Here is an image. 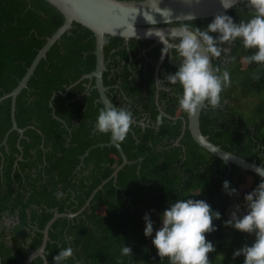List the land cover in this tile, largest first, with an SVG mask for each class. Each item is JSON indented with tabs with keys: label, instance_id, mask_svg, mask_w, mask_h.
Listing matches in <instances>:
<instances>
[{
	"label": "trees",
	"instance_id": "1",
	"mask_svg": "<svg viewBox=\"0 0 264 264\" xmlns=\"http://www.w3.org/2000/svg\"><path fill=\"white\" fill-rule=\"evenodd\" d=\"M246 9L238 0L222 13L234 19ZM62 20L45 0H0V96L17 84ZM212 20L170 24L205 29ZM152 44L148 39L103 36L106 96L114 106L130 110L134 119L125 140L116 141L127 163L95 191L82 211L51 223L43 250L46 264H54L53 257L68 247L73 256L63 264H169L160 260L152 237L144 236L143 217L149 214L156 229L164 210L178 199L204 200L221 214L213 222L217 230L206 234L215 247L210 264H243L244 257L233 259V253L255 240L254 234L224 226L232 196L223 182L237 189L248 175L250 193L261 177L199 147L186 125L182 132L183 120L187 122V113L178 105L182 89L165 81L178 70L180 58L174 48L164 56L157 71L162 82L155 92L154 68L162 46ZM223 47L230 52L211 63L230 72L231 85L222 91L219 107L200 110V131L224 150L264 166V65L241 62L254 49L242 55L232 45ZM93 48L91 31L75 22L49 47L15 97V123L23 128L19 139L16 131H8L9 98L0 101V264H22L40 244V230L52 213L78 210L121 161L115 147L105 144L109 133L95 130L103 105L93 79L80 78L94 67ZM155 94L162 112L175 118L157 109ZM57 192L62 198L57 199ZM240 205L242 216L247 213L244 198ZM124 245L132 256L121 255ZM30 264L42 261L35 257Z\"/></svg>",
	"mask_w": 264,
	"mask_h": 264
},
{
	"label": "clouds",
	"instance_id": "2",
	"mask_svg": "<svg viewBox=\"0 0 264 264\" xmlns=\"http://www.w3.org/2000/svg\"><path fill=\"white\" fill-rule=\"evenodd\" d=\"M236 2L237 0H233L232 4L224 5L221 0L225 9L233 7ZM243 3L253 12L246 22L235 23L231 16L219 13L205 29L184 24L174 30L172 36L178 39V43L168 44L161 40L165 45L161 59L172 48L180 58L178 70L174 74H168L165 81L169 85L178 84L181 87L182 94L178 97L181 111L192 115L205 105L217 108L221 104L222 91L231 85L230 72L213 67L211 61L213 58H220L222 53L230 52L231 48L223 45L231 46L239 40L245 49L255 50L252 55L243 57V63L264 65V0H243ZM164 12L171 17L169 9H160L158 13L165 18ZM145 19L151 23L146 17ZM210 33L219 35L214 38ZM254 79L259 77L254 76ZM131 126V111L116 106L101 108L94 125L98 133H110L118 142L125 140ZM253 170L261 177V182L244 197L247 213L241 216V205H234L224 226L255 235L251 246L244 245L234 251L233 259L243 256V264H264V166L253 165ZM223 189L229 196L237 194V190L230 188L227 180L223 182ZM62 196L63 193H56L57 199ZM220 218L221 214L213 211L211 205L204 200L187 198L171 203L162 213L161 227L155 231L152 239L160 260L167 259L169 264H210L209 253L214 252L215 247L207 240L206 234L217 230L213 222ZM143 220L144 236L152 237L154 222L147 213ZM121 255L132 256V249L124 245ZM72 256L71 247L61 249L53 257L54 264H63Z\"/></svg>",
	"mask_w": 264,
	"mask_h": 264
},
{
	"label": "water",
	"instance_id": "3",
	"mask_svg": "<svg viewBox=\"0 0 264 264\" xmlns=\"http://www.w3.org/2000/svg\"><path fill=\"white\" fill-rule=\"evenodd\" d=\"M54 8H56L62 15V23L56 28V30L48 37L45 38L42 46L36 51L34 57L26 67L25 72L18 80L17 84L7 93L0 96V101L9 98V117H10V130H14L18 134V139L22 136L23 128H18L14 119V102L16 95L26 86V82L30 75L33 73L34 68L40 59L44 58L46 51L49 47L59 39L60 35L71 27V23L75 22L89 31H91L94 37V67L93 69L84 74L80 78L93 79V87L98 93V99L102 103L103 108L113 107L114 105L107 98L105 93V86L102 83V72L105 70L103 59V36H117L124 40L129 38L135 39H148L155 43H160L162 49L165 45L161 42L166 41L170 43L167 38L173 37L174 30L180 28V25H171V22L190 20L191 17L197 18H213L223 11L227 10L223 7L233 3V0H45ZM238 1V0H237ZM171 10V17L164 12L165 18L158 13L160 9ZM145 15V16H144ZM153 16V17H152ZM145 17L151 22L149 23ZM154 18V20H153ZM156 21V22H155ZM162 49L159 62L162 60ZM159 62L155 65L154 71V83L155 91L158 90L157 86V70ZM70 86V85H69ZM68 87L65 88V91ZM155 96V103L156 102ZM50 105V102H49ZM205 107V106H204ZM203 108V107H202ZM199 108L194 114H187V122L185 124L183 120V128L187 127L189 134L193 141L201 148L205 149L211 155L221 159L225 164L231 163L245 171L255 173L253 165L262 166L260 163H256L255 160H246L240 156H237L227 150H224L219 145L214 144L208 140L207 135L202 134L199 128ZM159 111L167 117H171ZM134 122V120H132ZM6 134V133H5ZM4 141V139H3ZM177 143V140L175 141ZM106 145H112L118 151L121 161L116 165L110 174L103 179L88 195L84 204L74 212H53L51 217L45 222L41 232L40 244L24 258L22 264H30L33 258L39 257L42 264H46V259L43 254L44 246L47 240V231L51 223L58 217L71 218L75 214L82 211L88 204L89 200L93 196L96 190L109 178L115 177L117 171L127 163L125 155L123 154L120 146L112 138L109 133V139L105 143ZM17 148L20 147L17 144ZM19 158V156H18ZM256 174V173H255Z\"/></svg>",
	"mask_w": 264,
	"mask_h": 264
},
{
	"label": "rangeland",
	"instance_id": "4",
	"mask_svg": "<svg viewBox=\"0 0 264 264\" xmlns=\"http://www.w3.org/2000/svg\"><path fill=\"white\" fill-rule=\"evenodd\" d=\"M252 15H253V12L247 8L245 12L236 16L233 20L235 23H240L241 21H247L249 18H251ZM232 46L233 48L237 49V53L239 52L240 54H242L245 51V48L243 47L242 42L239 40H237ZM241 62L243 63V59H241ZM247 104H253V103H244L243 105L246 106ZM250 184H251V177L247 175L244 177V181L237 187L236 189L237 194L232 196L230 210L231 208L233 209L234 205L242 203V200L245 197V195L249 193L248 189H249ZM240 213H241V210H240ZM160 227H161V224L156 229H154L152 239L155 236V231L158 230Z\"/></svg>",
	"mask_w": 264,
	"mask_h": 264
},
{
	"label": "flooded vegetation",
	"instance_id": "5",
	"mask_svg": "<svg viewBox=\"0 0 264 264\" xmlns=\"http://www.w3.org/2000/svg\"><path fill=\"white\" fill-rule=\"evenodd\" d=\"M153 45V44H152ZM155 45V44H154ZM142 54H143V52H142ZM160 54H161V52H160ZM159 59H160V56H159V58H158V61H157V63L159 62ZM163 60V59H162ZM161 60V61H162ZM161 61L159 62V66H160V63H161ZM156 63V64H157ZM155 64V65H156ZM159 66H158V69H159ZM158 71V70H157ZM154 75H155V71H154ZM153 79H154V77H153ZM157 80H158V77H157ZM154 87H155V83H154ZM105 93H106V91H107V87L105 86ZM155 92H157V91H155ZM155 96H156V94H155ZM156 99H157V97H156ZM157 102V101H156ZM156 107H157V109H158V107H159V105H158V103H157V105H156ZM160 108V107H159ZM159 110V109H158ZM132 120H134V119H132ZM139 123H142V119L140 120V121H138Z\"/></svg>",
	"mask_w": 264,
	"mask_h": 264
}]
</instances>
